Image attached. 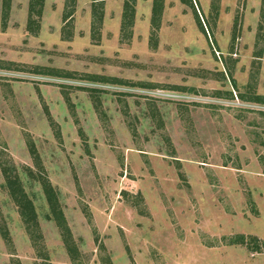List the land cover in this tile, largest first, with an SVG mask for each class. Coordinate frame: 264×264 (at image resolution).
<instances>
[{
	"label": "rangeland",
	"instance_id": "1",
	"mask_svg": "<svg viewBox=\"0 0 264 264\" xmlns=\"http://www.w3.org/2000/svg\"><path fill=\"white\" fill-rule=\"evenodd\" d=\"M66 1L0 0V264H264L263 0Z\"/></svg>",
	"mask_w": 264,
	"mask_h": 264
},
{
	"label": "trees",
	"instance_id": "2",
	"mask_svg": "<svg viewBox=\"0 0 264 264\" xmlns=\"http://www.w3.org/2000/svg\"><path fill=\"white\" fill-rule=\"evenodd\" d=\"M104 2L105 0H93V22H92L93 33L96 30L100 31L102 27L103 18H104ZM136 2L137 0H125L124 2V12L122 19L123 32H126L128 29L134 26ZM10 3L11 0H4L3 28L7 27V21L11 8ZM76 4H77V0L66 1V12L63 17L65 21L69 20L73 16L76 8ZM262 6H263L262 16L264 17V0ZM44 7H45V0H30L27 30L34 36H36L39 33L40 20L43 16ZM163 10H164V0H154L153 8H152V13H153L152 25L154 27V30L158 31V29L160 28V20L163 15ZM195 12H196V17L198 19V23L201 26L203 32L205 33V28L202 22L200 21L197 10ZM262 25L263 23L259 25L260 29H262ZM129 33L130 36H132V33L131 32ZM255 100L257 102H264V98L259 95L255 97ZM6 178H7L6 185L10 190V194L21 208L23 216H26L27 217L26 219H28L30 215H32L33 218H36L34 205L27 196V194L24 192L20 181L16 177L15 178H13L12 176L10 177L8 174H6ZM44 188L47 194L49 209H50V213L48 214V219L53 220L57 223L58 227L63 232L65 242L68 243L69 238L71 236V230L67 224V220L63 210L59 207L58 198L55 195V192L50 182L47 181L44 182Z\"/></svg>",
	"mask_w": 264,
	"mask_h": 264
}]
</instances>
